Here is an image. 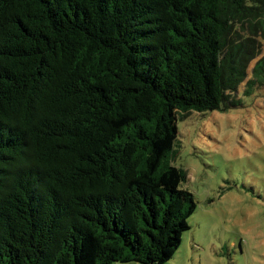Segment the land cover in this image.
I'll return each instance as SVG.
<instances>
[{
  "label": "trees",
  "instance_id": "1",
  "mask_svg": "<svg viewBox=\"0 0 264 264\" xmlns=\"http://www.w3.org/2000/svg\"><path fill=\"white\" fill-rule=\"evenodd\" d=\"M262 40L264 0H0V264L171 258L177 122L264 87Z\"/></svg>",
  "mask_w": 264,
  "mask_h": 264
},
{
  "label": "rangeland",
  "instance_id": "2",
  "mask_svg": "<svg viewBox=\"0 0 264 264\" xmlns=\"http://www.w3.org/2000/svg\"><path fill=\"white\" fill-rule=\"evenodd\" d=\"M238 98L177 122L173 162L197 207L162 264H264V87Z\"/></svg>",
  "mask_w": 264,
  "mask_h": 264
}]
</instances>
